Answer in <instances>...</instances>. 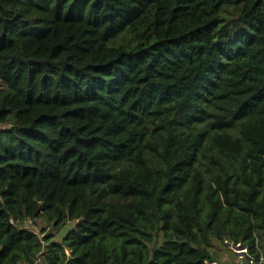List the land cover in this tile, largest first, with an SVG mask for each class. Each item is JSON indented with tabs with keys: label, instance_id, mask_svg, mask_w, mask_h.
<instances>
[{
	"label": "trees",
	"instance_id": "obj_1",
	"mask_svg": "<svg viewBox=\"0 0 264 264\" xmlns=\"http://www.w3.org/2000/svg\"><path fill=\"white\" fill-rule=\"evenodd\" d=\"M0 81V264L264 256V0H0Z\"/></svg>",
	"mask_w": 264,
	"mask_h": 264
},
{
	"label": "rangeland",
	"instance_id": "obj_2",
	"mask_svg": "<svg viewBox=\"0 0 264 264\" xmlns=\"http://www.w3.org/2000/svg\"><path fill=\"white\" fill-rule=\"evenodd\" d=\"M5 89L4 84L0 81V93ZM10 129V125H0V130ZM75 223L66 222L62 227H55L53 224H48L46 221L39 220L36 226L33 222L28 221L26 225L32 228L35 233L41 236V233L51 235L56 241L61 242L64 235L73 228ZM262 243V241L260 242ZM264 245V241L262 243ZM214 255L219 260V264H245L244 260H240L239 255L233 251L231 248H225L219 242L215 243V246L212 249ZM264 251V249H263Z\"/></svg>",
	"mask_w": 264,
	"mask_h": 264
},
{
	"label": "built area",
	"instance_id": "obj_3",
	"mask_svg": "<svg viewBox=\"0 0 264 264\" xmlns=\"http://www.w3.org/2000/svg\"><path fill=\"white\" fill-rule=\"evenodd\" d=\"M233 251L239 255L240 260H244L248 257V250L246 247L242 245H237L236 247H232ZM219 264V263H213ZM242 264V263H241ZM245 264H264V256L261 255L259 263H257L254 259H250L249 262H245Z\"/></svg>",
	"mask_w": 264,
	"mask_h": 264
},
{
	"label": "water",
	"instance_id": "obj_4",
	"mask_svg": "<svg viewBox=\"0 0 264 264\" xmlns=\"http://www.w3.org/2000/svg\"><path fill=\"white\" fill-rule=\"evenodd\" d=\"M231 246V245H230Z\"/></svg>",
	"mask_w": 264,
	"mask_h": 264
}]
</instances>
